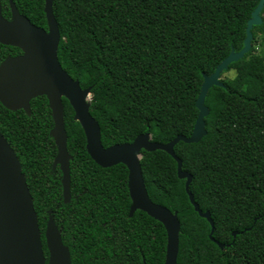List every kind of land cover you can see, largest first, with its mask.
Masks as SVG:
<instances>
[{
  "label": "trees",
  "instance_id": "16d2710c",
  "mask_svg": "<svg viewBox=\"0 0 264 264\" xmlns=\"http://www.w3.org/2000/svg\"><path fill=\"white\" fill-rule=\"evenodd\" d=\"M259 1L53 0L58 62L82 90L90 88L89 113L99 125L102 146L132 143L145 133L159 144L189 137L203 77L243 48ZM10 2L47 30L44 0H0L7 20ZM260 18L251 30L250 51L221 74L222 87L206 95V135L173 149L191 176L194 202L210 215L214 241L209 223L190 204L172 157L141 153L148 197L176 213L180 224L176 264H264V63L249 61L257 38L264 39V5ZM20 54L0 45V63ZM231 71L232 77L221 78ZM62 106L72 158L68 202L60 169L53 168L57 148L46 98L30 102V115L0 104V133L20 163L46 259L45 231L52 222L71 264H163L164 227L141 211L129 217L127 169L97 166L69 102L62 99Z\"/></svg>",
  "mask_w": 264,
  "mask_h": 264
},
{
  "label": "water",
  "instance_id": "95a60500",
  "mask_svg": "<svg viewBox=\"0 0 264 264\" xmlns=\"http://www.w3.org/2000/svg\"><path fill=\"white\" fill-rule=\"evenodd\" d=\"M53 0H44L47 30L36 27L21 15L10 2L11 17L2 16L0 5V45L17 48L21 54L7 57L0 63V104L9 111L22 110L30 115V102L45 97L51 111L53 128L50 135L57 148L53 168L59 167L62 174V194L65 202L70 200V169L72 159L67 151V134L63 121L62 99L69 102L74 112V121L82 129L86 140V152L99 167L106 169L118 164L128 172L127 188L130 198L129 217L136 211L145 213L159 222L166 232V249L163 264H176L180 224L176 213L154 204L148 197L141 171L142 151H163L177 164V177L185 180L189 202L199 217L210 225L209 239L213 240L214 225L208 212L203 213L189 192L191 176L181 169V161L174 154L179 142L197 144L206 135L204 118L208 115L205 98L212 87H222L220 76L232 63L242 59L250 51L252 27L261 23L260 13L264 0H260L247 22L243 48L231 52L210 76H204L195 102L198 110L192 133L189 137L176 136L167 144L154 143L149 134L138 135L132 143L116 144L104 148L100 128L89 113L90 88L82 90L60 66L57 49L60 42L59 29L52 11ZM235 236V234H233ZM48 251L46 259L40 238L32 198L21 171L20 163L6 139L0 133V264H71L69 252L63 246L60 233L50 222L45 231ZM222 249L223 245H219Z\"/></svg>",
  "mask_w": 264,
  "mask_h": 264
},
{
  "label": "rangeland",
  "instance_id": "374dc122",
  "mask_svg": "<svg viewBox=\"0 0 264 264\" xmlns=\"http://www.w3.org/2000/svg\"><path fill=\"white\" fill-rule=\"evenodd\" d=\"M255 52L252 54V56L249 58V61L251 64H257L259 62L264 63V39L257 38V43L254 46ZM233 72H229L228 74L223 75L221 78L224 77H232Z\"/></svg>",
  "mask_w": 264,
  "mask_h": 264
}]
</instances>
